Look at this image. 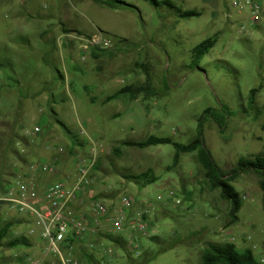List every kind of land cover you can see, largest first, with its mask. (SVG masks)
Masks as SVG:
<instances>
[{"label": "rangeland", "instance_id": "374dc122", "mask_svg": "<svg viewBox=\"0 0 264 264\" xmlns=\"http://www.w3.org/2000/svg\"><path fill=\"white\" fill-rule=\"evenodd\" d=\"M107 1L124 5L0 0V170L11 175L14 157L5 153L12 134L25 139L16 146L30 164L56 166L63 173L60 179L71 174L74 153L88 156L96 148L99 168L93 170L91 196L110 202L130 196L136 209L152 208L147 254L160 248L148 237L174 246L149 264H201L209 243L251 249L264 262V187L259 176L243 174L233 183L242 209L232 223L229 203L206 181L196 154L183 155L172 168L173 145L145 150L121 145L151 136L189 144L204 112L221 114L220 106L226 105L233 116L225 134L212 120L204 125L214 161L229 171L241 158L264 154V0L257 22L247 8L233 7L244 0H156L201 13L189 19H179L165 5L155 8L149 0ZM242 25L249 34L239 32ZM215 36V47L192 70L193 49ZM129 87L133 95L119 94ZM253 89H259L255 110L249 108ZM29 165L20 176H29ZM147 171L159 181L142 188L127 179ZM33 176L41 186L58 180ZM0 216L14 223L9 240L24 237L29 243L1 248L0 264L57 262L47 254L35 217L6 203L0 205ZM118 258L111 264H127Z\"/></svg>", "mask_w": 264, "mask_h": 264}, {"label": "built area", "instance_id": "2783aa9c", "mask_svg": "<svg viewBox=\"0 0 264 264\" xmlns=\"http://www.w3.org/2000/svg\"><path fill=\"white\" fill-rule=\"evenodd\" d=\"M233 7L247 8L252 20L257 22L261 13V0L234 2ZM239 32L250 33L244 25L239 28ZM34 132L39 134L41 129L36 127ZM59 152L63 153L64 150L61 148ZM96 154V148L88 156L74 153L70 157L71 174L67 179H60L63 173L56 166L45 162L32 163L28 168L29 176H18L0 195V203H6L18 212L37 219L43 229L42 237L47 242V254L57 260L43 263L29 259L27 264H88L76 257L77 247H64L69 239L78 240L90 250L101 239L123 237L128 248L136 256L140 254L139 241L151 233L148 215L153 209H136L135 201L130 196H122L115 202L91 196L95 184L93 170L97 163ZM36 173L51 175L58 180L41 186L33 180ZM102 254L111 259L122 256L119 249L105 245Z\"/></svg>", "mask_w": 264, "mask_h": 264}, {"label": "trees", "instance_id": "16d2710c", "mask_svg": "<svg viewBox=\"0 0 264 264\" xmlns=\"http://www.w3.org/2000/svg\"><path fill=\"white\" fill-rule=\"evenodd\" d=\"M93 1L108 8H117L118 6L124 5V3L121 1ZM149 1L155 8H159L162 5L168 6L173 12H175V15L179 19H189L201 16V13L197 11H182L180 8H175V6L171 5L169 2L159 3L156 0ZM217 38V36L210 38L193 49V60L190 65L192 70L199 68L200 61L215 47ZM60 78H62L61 75ZM258 93L259 89H253L250 91L249 108L251 110L256 109L255 104ZM119 94L133 95V89L131 87L125 88ZM220 108L222 112L221 114H216L213 109H208L204 112L199 121L197 137L189 144H179L173 142L170 138H158L151 136L147 140L141 142L123 141L121 145L139 150H145L149 147L159 145H173L175 149V155L172 168L179 166L181 157L183 155L196 154L197 161L204 171V177L206 181L211 185L212 189L220 190L222 198L230 205L229 216L231 218V222L236 223L239 220V213L242 209V198L240 193L234 188L233 183L243 174H255L260 177L261 185L264 187V154H258L251 158H241L237 165L229 171H223L218 166V164L214 161L210 151L206 147L204 139V125L207 120H212L218 126L221 134H225L228 119L233 116V113L226 105H221ZM22 141H25L23 137H20L17 134H12L10 141L6 146L5 155L8 154V152H11L12 156L14 157V164L11 163L8 167V170H11V175H6V170H0V195L4 194L8 185L12 183L18 176H20L21 170L30 164V160L22 155L20 149H18L16 146L17 142L23 143ZM77 144L81 145L79 141H77ZM113 152L116 155H119L120 148L115 147ZM4 160L6 162L7 157H5ZM17 166H20V169ZM98 168L99 164L97 163L95 170ZM127 179L134 182L136 185L141 186L142 188L155 184L159 181V178L155 176L152 171H147L140 175L129 176ZM13 227V222L2 221L0 216V249L3 247L16 248L22 245L29 246V243L24 237L9 240V236L13 230ZM147 240L153 244L159 245V250L153 255H148L145 249V239H142L139 241L141 252L138 256H136V254L128 248L127 242L123 237H107V241H110L112 246L115 249H119L122 254V256L117 258L119 260L126 261L127 264H149L159 254L168 251L170 247H174L173 245H164L159 243L157 236L148 237ZM104 245L105 243L96 241L95 247L89 250L80 244L78 240L69 239L68 243L66 242L64 244V247L66 249L70 246L77 247L75 252L76 257L87 262L88 264H111L114 263V261H117V258L111 259L102 256V248ZM201 264H264V262L258 260L251 249L241 251L233 243H209L204 250Z\"/></svg>", "mask_w": 264, "mask_h": 264}]
</instances>
